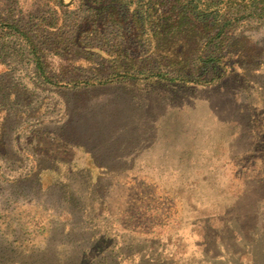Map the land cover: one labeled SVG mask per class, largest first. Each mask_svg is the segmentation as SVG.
<instances>
[{
  "label": "rangeland",
  "instance_id": "1",
  "mask_svg": "<svg viewBox=\"0 0 264 264\" xmlns=\"http://www.w3.org/2000/svg\"><path fill=\"white\" fill-rule=\"evenodd\" d=\"M90 5L0 0V22L30 37L53 82L25 40L3 34L0 264H264V19L236 24L232 67L214 85L84 86L128 62L115 68L119 58L89 56L73 38L145 54L116 26L81 34L101 23L83 17ZM199 39L169 44L143 70L167 72L173 59L214 75L194 67Z\"/></svg>",
  "mask_w": 264,
  "mask_h": 264
},
{
  "label": "trees",
  "instance_id": "2",
  "mask_svg": "<svg viewBox=\"0 0 264 264\" xmlns=\"http://www.w3.org/2000/svg\"><path fill=\"white\" fill-rule=\"evenodd\" d=\"M88 2L93 11L83 17L99 16L101 23L93 26L96 24L93 22L81 34H100V31L105 33L103 23L116 26V32L120 42L123 43L122 45L133 41L143 46L145 54L140 58H132L133 56L123 48H119V51H105L101 48L88 46L73 38L75 45L79 44L87 48L86 52L89 56L109 61L119 58L120 62L115 68L121 69L128 62L126 64L128 67H123V70L115 69L101 79L84 81V86H102L119 81L118 79L133 77H154L170 82L181 81L200 86L214 85L223 77L226 69L232 67L225 61L233 55L234 50L231 48L237 39L233 38L236 24L246 18L264 19V0H88ZM67 3L62 2V4ZM64 12L65 10H62L61 16ZM51 24L52 27L54 25L56 27L54 22ZM8 33L16 34L25 40L37 73L46 82L53 83L46 72L38 49L30 37L15 24L1 21L0 38L3 34ZM102 35L104 37L105 34ZM195 36L200 37L199 40L202 43L197 52L194 67L197 66L198 69L211 68L214 75L208 77L198 74L196 70L190 68V62L188 64V61H174L173 59L164 65L165 68H168L167 72L143 70L145 59L151 58V56H169L172 53L171 46L167 48L169 44L177 43L182 37L192 39ZM113 47H115L114 44ZM135 61H141L143 64L137 65ZM129 68L134 69L135 72Z\"/></svg>",
  "mask_w": 264,
  "mask_h": 264
}]
</instances>
